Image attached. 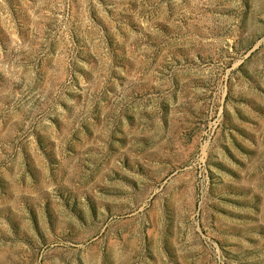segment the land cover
I'll use <instances>...</instances> for the list:
<instances>
[{"label": "rangeland", "instance_id": "374dc122", "mask_svg": "<svg viewBox=\"0 0 264 264\" xmlns=\"http://www.w3.org/2000/svg\"><path fill=\"white\" fill-rule=\"evenodd\" d=\"M0 264H264V0H0Z\"/></svg>", "mask_w": 264, "mask_h": 264}]
</instances>
